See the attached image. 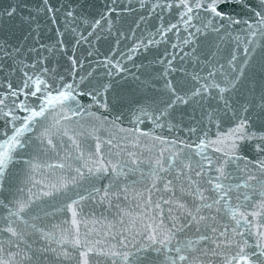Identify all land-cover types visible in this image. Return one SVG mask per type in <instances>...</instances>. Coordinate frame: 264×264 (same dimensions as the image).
Instances as JSON below:
<instances>
[{"label": "water", "instance_id": "obj_1", "mask_svg": "<svg viewBox=\"0 0 264 264\" xmlns=\"http://www.w3.org/2000/svg\"><path fill=\"white\" fill-rule=\"evenodd\" d=\"M0 264H264V0H0Z\"/></svg>", "mask_w": 264, "mask_h": 264}]
</instances>
